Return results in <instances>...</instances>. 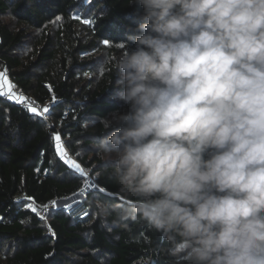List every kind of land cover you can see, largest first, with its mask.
Listing matches in <instances>:
<instances>
[{"label":"clouds","instance_id":"obj_1","mask_svg":"<svg viewBox=\"0 0 264 264\" xmlns=\"http://www.w3.org/2000/svg\"><path fill=\"white\" fill-rule=\"evenodd\" d=\"M134 5L113 68L122 106L93 142L130 203L97 200L96 216L145 223L172 264H264V0Z\"/></svg>","mask_w":264,"mask_h":264},{"label":"trees","instance_id":"obj_2","mask_svg":"<svg viewBox=\"0 0 264 264\" xmlns=\"http://www.w3.org/2000/svg\"><path fill=\"white\" fill-rule=\"evenodd\" d=\"M127 5L0 0V70L51 106L44 120L0 96V264H172L168 241L145 223L95 214L97 200L130 203L93 151L97 118L122 106L113 99L114 62L142 12ZM55 136L95 188L82 190L85 178L59 155ZM78 192L75 210L52 207Z\"/></svg>","mask_w":264,"mask_h":264},{"label":"rangeland","instance_id":"obj_3","mask_svg":"<svg viewBox=\"0 0 264 264\" xmlns=\"http://www.w3.org/2000/svg\"><path fill=\"white\" fill-rule=\"evenodd\" d=\"M86 3H88V1H86ZM0 72H4L5 73V77L3 78H0V96L7 93L9 91V85H11V83L9 82L8 80V77H7V72L4 71V70H0ZM7 80V83H5L4 81ZM14 98H11V101H13ZM10 101V102H11ZM57 137V136H55ZM60 137V136H59ZM55 142H56V146H57V141L55 139ZM58 149V152L60 151H63L65 152V148H64V145L61 141V138L59 140V148L57 147ZM66 153V152H65ZM61 156V155H60ZM66 162H67V165L74 171H76L78 174H80L81 176H83L85 178V183L83 185V188L82 190L83 191H87L89 189H93L95 188V185H94V182H93V179L90 178L89 174L87 171H85L78 163V161L74 160L72 157H68L66 156ZM68 161H72L73 163L75 164H78L79 165V170L75 169L72 167V164L68 163ZM84 199V194L83 192H78L66 199H58V200H55L52 204V207L54 209H64L66 211H72V210H75L76 208H78L81 204V202L83 201ZM31 204V203H30ZM71 206V207H69ZM25 208L29 209L31 208L32 209V204L31 205H28V206H25Z\"/></svg>","mask_w":264,"mask_h":264},{"label":"built area","instance_id":"obj_4","mask_svg":"<svg viewBox=\"0 0 264 264\" xmlns=\"http://www.w3.org/2000/svg\"><path fill=\"white\" fill-rule=\"evenodd\" d=\"M21 95L23 96L24 99L21 100V99H18V98H14V100L11 101V98L20 97ZM1 98L3 100H7V101H11L13 103H16L19 106H21L22 108H25L26 110H28L30 107H35L37 112L33 113V114L38 115L39 117H41L44 120L47 118L48 112H49V111L48 112H44V109L47 107L50 110V108H51L50 104H41L38 101L34 100L33 98L24 95L22 92L17 90L14 86L11 87V89L9 88V91L7 93L1 95ZM28 205H31V204L27 203L25 206H28ZM33 209H34V206L32 205V210ZM35 211H33V212H35Z\"/></svg>","mask_w":264,"mask_h":264},{"label":"snow or ice","instance_id":"obj_5","mask_svg":"<svg viewBox=\"0 0 264 264\" xmlns=\"http://www.w3.org/2000/svg\"><path fill=\"white\" fill-rule=\"evenodd\" d=\"M85 23H88V21H85ZM3 77H5V73L4 72H0V78H3ZM5 83H7V80H5L4 81ZM11 87H13L12 85H9V88L11 89ZM13 98H18V99H24L23 98V96L21 95L20 97H13ZM28 111H30L31 113H36L37 112V110H36V108L35 107H30L29 109H28ZM49 111V108H45L44 109V112H48ZM55 139H56V141H57V147L59 148V140H60V137L59 136H57V137H55ZM59 155H61L62 157H64V156H66L67 154L65 153V152H63V151H60L59 152ZM68 163H70V164H72V167L73 168H75V169H77V170H79V165L78 164H75V163H73L72 161H68ZM69 207H71V206H69ZM33 211H35V209H33ZM52 230L49 228V232H51ZM53 235H54V233H52Z\"/></svg>","mask_w":264,"mask_h":264}]
</instances>
